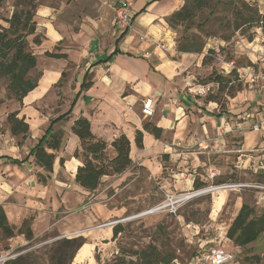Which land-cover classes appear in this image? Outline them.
<instances>
[{"label":"crops","instance_id":"0c3cea01","mask_svg":"<svg viewBox=\"0 0 264 264\" xmlns=\"http://www.w3.org/2000/svg\"><path fill=\"white\" fill-rule=\"evenodd\" d=\"M107 1L43 0L37 8L36 21L45 38L41 45L36 46V55L39 58L54 50L56 54L67 55V59L47 58L44 55L46 61L40 78V84L49 86L48 93L54 92L56 86L63 84L60 92L53 93L54 105L60 102L61 106L57 108L62 110L56 115H48L49 120L37 123L33 130L30 121V114L33 113L28 112V109L33 104L36 114L33 117H37L40 112L35 108L44 98L34 99L31 104L23 101L21 117L24 116L29 123L31 136L28 140L34 145L26 146L29 151L23 160L0 155V163L4 162L19 171L22 169L20 172L24 173V179L17 183L18 190L30 194L39 190L47 191L45 185L28 174L24 165L33 161L32 157L28 158L30 150L47 134L41 135V129H49L52 121L70 110L71 113L66 119L52 126V132L63 130L67 134L66 142L55 153L57 158L51 175L54 193L64 192V186L67 185L77 188L85 196L90 194L75 182L81 161L74 157V153L80 147V140L71 132V127L81 116L90 120L92 132L98 138L111 143L124 134L131 143L132 167L121 175L102 178L95 191L101 197L107 191L116 190L123 183L128 182L126 187L133 186L140 170L146 182V168L150 170L149 167H153V161L160 155H164L166 161L159 162L158 165L166 166L175 160L180 168L183 167L174 175L183 190L193 189L198 175L201 177L197 179L200 182L206 179L205 175L197 173L201 166L207 167L204 169L206 180L209 171L217 172L219 178L227 172L230 173L229 171L232 173L238 170L240 175H245L244 171L248 168H254L255 172L258 169L264 170V152H255L258 151L256 149L264 151V131L250 130L240 134V129H245L254 118L263 113V85L258 83L255 86L257 83L253 85L248 78L240 80L249 85L252 91L248 94L247 90H239L237 95L230 98L228 109L221 114L216 103H206L202 95L197 93L201 86L209 85L197 82L203 70L202 61L205 55L179 52L175 33L168 25V18L181 9L183 0H135L134 29L130 32H121L117 28L114 13L106 4ZM138 33L166 42L177 53L162 51L146 41H141ZM247 44L256 46L255 41ZM252 62L251 66H255L256 70L263 68L257 60ZM48 72L55 76L53 81L46 82ZM83 83L88 86L81 88ZM261 85L262 89L255 88ZM65 90L66 96L63 95ZM146 98H152L156 105L152 118L144 117L141 112L142 102ZM249 98L252 103L248 102ZM74 101L75 105L72 107ZM249 107H252L251 111L248 110ZM148 122L163 129L160 139L144 130ZM138 131L143 133V148L136 144ZM177 150L183 152L178 154ZM206 156H209V163L203 162ZM61 159L64 160L63 165L60 164ZM220 159L222 162L215 164ZM14 160L26 162L15 164ZM157 170L161 172L160 168ZM60 178L65 181L59 180ZM103 183L104 189L100 191ZM227 195L228 192L219 208L216 207L217 195L215 196L212 205L215 214L224 206ZM133 196L131 200L138 202L135 195ZM243 203L242 198L236 200L237 212ZM135 205L136 202L121 205L117 203L113 205L115 207L111 212L119 213ZM104 208L96 211L97 216L88 219H106ZM113 228L94 231V237L93 232L91 239L80 249L72 264L91 263L96 248L102 241L113 236ZM98 235L103 238L99 239ZM83 252L85 255L81 257Z\"/></svg>","mask_w":264,"mask_h":264},{"label":"rangeland","instance_id":"374dc122","mask_svg":"<svg viewBox=\"0 0 264 264\" xmlns=\"http://www.w3.org/2000/svg\"><path fill=\"white\" fill-rule=\"evenodd\" d=\"M236 1L238 5L246 3L256 8L260 15L264 16V0ZM15 2L16 0H6L3 7L0 8L1 25L7 26L2 19L11 16ZM42 2L43 0H39V4ZM231 9V4L220 6L215 14L210 16L211 8H206L198 12L191 22H184L175 27L169 25L175 33L177 45L179 42H185L188 39L197 47L205 44L201 54L206 56L207 61L203 67L200 82H204L212 71L219 74L223 72L226 75L227 72L223 67H227L226 64L230 62H233L234 66L239 68L253 65L252 60H257L259 65L264 64V23L260 24V28L247 30L244 27L243 30L236 31ZM38 32L40 37L44 36L40 28ZM252 32L255 33L253 41L256 42V46L247 44L253 42L248 40ZM29 43L31 50L36 54L37 48L32 43V37L29 39ZM55 52L54 50L52 53ZM44 55L39 58L36 55L37 67L30 73L31 78L34 79L38 75H42L46 61V55ZM227 69L230 68L227 67ZM47 78L46 82H49L53 81L55 76L49 73ZM40 83L41 80L38 89L35 92L33 91L34 93H30L24 100L26 103L31 104L34 99L44 98L35 108L40 112L35 117L36 119L33 117V115H36L34 105H30L28 109V112L33 113L30 114L33 130H35L37 123L45 120L47 122L49 120L48 115H56L61 113L62 110L57 108V106H61L60 102L58 105H54L55 96L53 93L60 92L63 84L56 86L54 92L48 93L49 86ZM244 83V81H235L233 84L234 90L231 91L233 97L239 92L238 89L240 91L247 90L248 94L252 91L249 85ZM257 85L258 83L255 86ZM208 86L210 87L209 92L202 95L203 100L208 95L218 93L216 84L212 83ZM255 88L262 89L263 87L261 85L259 88ZM225 93H220L219 97L228 109L230 98L233 97L226 98ZM65 94H67L66 90L63 92L64 96H66ZM248 102L252 103V100L249 98ZM251 109L252 107H249L248 110L251 111ZM22 110L23 105L10 98L7 90V80L0 78V155L23 160L27 157L29 151L26 146L34 145L28 140L31 136L30 132L25 140L21 136L14 137L10 133V125L7 123L8 116L15 111H20L19 116L21 117ZM55 124L52 121L48 128ZM47 130L42 128L41 132L43 133L41 135L47 133ZM53 130L51 127L49 134ZM246 131L249 130L246 129ZM256 150L258 151L255 152H264L259 149ZM182 152V150L178 151V154ZM193 157L195 158V156ZM206 157L203 162L209 163V156ZM163 161H166L164 155L157 156L156 161H153V167H149L150 170L146 168V182H144V175L140 170L133 186L126 187L128 182L123 183L116 190L107 191L106 195L102 197L95 191L88 192L90 193L89 196H85L86 194L81 193L77 188L65 184L64 192L57 191V193H54L55 190H52L53 179L45 186L47 188L45 192L42 190L34 192V194L20 192L17 183L24 179V173L20 172L22 169L19 171L18 168L9 167L4 162L0 163V207L4 209L9 223L14 227L16 233L23 222L29 220L34 235L31 242L19 234H16L14 238L7 239L0 230V264H4L6 260L16 258L19 255L29 257L30 261L36 264H49L52 250L58 241L79 236L87 237L88 241L94 231H101V229L114 227L117 224L122 226L123 232L116 238L111 236L107 241H102V244L93 253L92 262L85 264H166L168 261L169 264H188L202 251H209L218 247L224 248L235 255L236 262L232 264H249L244 261L246 254L243 250L234 246L226 235L230 224L238 213L235 204L238 198H242L244 203L254 206L259 212L264 211V170L258 169L255 172L254 168H248L244 171L245 175H240L238 170L232 173L229 171L230 173L227 172V174L216 178L214 183L244 182L243 184L247 186L242 189L218 191L189 200L177 206L175 205L177 210L173 212L172 207H165L169 197L188 193L191 190L180 188L181 184H178V179L174 176L183 167L180 168L175 160L174 163L166 166L163 164H161L162 166L158 165L159 162L163 163ZM211 162L214 161L211 160ZM219 162H222V159L217 160L215 164H220ZM8 164L11 163L8 162ZM24 166L28 174L38 181L39 169L34 162L28 161ZM157 168H160L161 172H157ZM206 168V166H201L197 169V173L202 174V176L205 175L204 177L207 179V174L204 171ZM196 177L201 179L199 175ZM206 179L201 182L203 187L212 184L210 180ZM59 180L65 181L63 178ZM177 184L179 185L178 188ZM186 184L184 185L186 186ZM104 185L105 183L99 188L100 191L104 189ZM61 186L63 185L61 184ZM194 188L197 189L195 184ZM227 192L224 206L215 214L212 211L215 196L217 195L215 204L219 208ZM83 194L84 196H80ZM133 195L138 199V202L131 200L134 197ZM132 202H136V205L127 208L125 211L111 212L112 208L115 207L113 205L117 203L121 205L124 203L131 204ZM103 207H105V214H107L106 219L102 220L98 217H96L97 220L88 219V217L97 216L96 211ZM157 207L165 208L153 214L146 215L144 213ZM142 213H144V216ZM109 223L115 224L104 226ZM102 238L99 237V239ZM256 247L258 249L257 253H260L262 257L260 264H264V244L263 246L256 245ZM83 254L85 252L81 254V257H84Z\"/></svg>","mask_w":264,"mask_h":264},{"label":"trees","instance_id":"16d2710c","mask_svg":"<svg viewBox=\"0 0 264 264\" xmlns=\"http://www.w3.org/2000/svg\"><path fill=\"white\" fill-rule=\"evenodd\" d=\"M6 0H0V8L3 7ZM232 5L231 12L234 16V29L253 30L261 27L264 23V16L259 11L246 3L241 5L237 1L226 0H184V4L180 10L173 13L168 18V25L175 27L184 22H191L198 12L206 8H211L210 16H213L220 6ZM39 6V0H16L14 10L10 17L2 19L7 26L0 24V78L7 80V90L10 98L15 99L23 105V101L32 93L39 84L41 74L36 78H31L30 73L37 67V57L30 48L29 39L32 37V43L36 46L41 45L44 38L40 37L38 23L36 21V12ZM123 35L119 38V40ZM255 33L248 37L251 42L254 40ZM118 40V41H119ZM205 44L200 47L195 46L190 39L185 42H179L177 50L182 53H203ZM117 53L114 52L113 54ZM45 55L54 59H67L66 54H56L46 52ZM206 56L203 58V67L206 64ZM225 74V73H224ZM212 71L204 82L198 84L208 85L216 84L218 93L208 95L204 100L206 103H216L220 113H224L227 109L225 103L220 99L219 94L226 92L225 97H233V84L235 81L241 82L236 70H232L224 75ZM201 79V80H203ZM88 84L83 83L81 88H86ZM239 91V89H238ZM75 101L72 103L74 107ZM71 110L60 116L56 122L66 119ZM20 111L11 113L7 118L10 125V133L14 137L21 136L25 140L30 132L29 123L24 116L20 117ZM52 127V126H51ZM51 127L48 129L40 141L30 150L28 156L33 158L35 166L39 169L38 182L47 186L52 180V173L56 161V154L63 146L67 134L60 130L49 134ZM144 130L156 139H160L163 129L155 124L148 122L144 126ZM71 132L80 140V147L74 153V157L81 161V165L77 169L75 182L80 188L86 192H94L101 184L102 178L105 176L121 175L133 165L131 158V143L124 134L116 137L111 143L102 138L95 136L91 129V122L86 117L77 118L72 127ZM49 134V135H48ZM136 144L139 148H143V133L138 131L136 134ZM26 162L14 160L15 164ZM64 160H60L63 165ZM224 183V182H222ZM195 187H203V183L195 180ZM0 230L5 238H14L16 234L23 235L25 239L31 242L34 235L29 220H25L17 233L13 226L10 225L7 215L2 207H0ZM123 228L117 224L113 228V237L116 238ZM227 239L234 246L239 247L246 254L244 261L246 263L260 264L262 257L257 253L256 245L264 244V211L259 212L254 206L243 203L237 215L233 219L227 230ZM87 243V239L83 236L74 238H64L58 241L52 250L49 264H72L79 250ZM4 264H36L30 261L29 257L19 255L16 258L6 260ZM169 264V261L168 263Z\"/></svg>","mask_w":264,"mask_h":264},{"label":"built area","instance_id":"2783aa9c","mask_svg":"<svg viewBox=\"0 0 264 264\" xmlns=\"http://www.w3.org/2000/svg\"><path fill=\"white\" fill-rule=\"evenodd\" d=\"M135 0H108L106 4L114 13V20L117 28L121 32H130L134 29L133 24V7ZM139 39L141 41H146L162 51H167L170 53H177V51L169 47L166 42L154 39L153 37L147 36L146 34L138 33ZM227 67L224 70L229 73L232 70H236L240 80L249 79L251 83H260L264 87V64L262 69H257L255 66H248L246 68H239L234 66L233 62L227 63ZM209 86H201L198 89L199 95H204L209 92ZM264 104V101H263ZM155 102L152 98H146L142 102V115L146 118H152L155 115ZM264 131V110L261 115H258L257 118H254V121L250 123L245 129H240V134H243L245 131ZM218 177V173L215 171H209L208 180L211 181L207 187L193 188L190 192L170 196L165 207H172L176 212L175 205L187 202L189 200L210 194L218 191H229L234 189H242L247 185L240 182H229V183H214V180ZM165 207H157L152 211H160ZM147 212V213H149ZM146 213V212H144ZM142 213V215L144 214ZM147 215V214H146ZM144 216V215H143ZM115 223L105 224L104 226L113 225ZM236 262V257L233 253L228 250L218 247L211 249L209 251H202L201 254H198L196 258L192 259L188 264H232Z\"/></svg>","mask_w":264,"mask_h":264},{"label":"bare ground","instance_id":"6f19581e","mask_svg":"<svg viewBox=\"0 0 264 264\" xmlns=\"http://www.w3.org/2000/svg\"><path fill=\"white\" fill-rule=\"evenodd\" d=\"M156 211H152V212H149V213H145V214H153V213H155ZM85 254H83V256H84Z\"/></svg>","mask_w":264,"mask_h":264}]
</instances>
